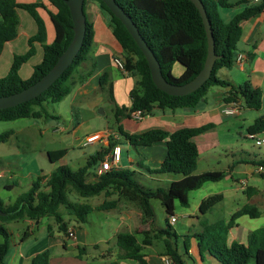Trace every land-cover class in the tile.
Masks as SVG:
<instances>
[{
  "label": "trees",
  "instance_id": "obj_1",
  "mask_svg": "<svg viewBox=\"0 0 264 264\" xmlns=\"http://www.w3.org/2000/svg\"><path fill=\"white\" fill-rule=\"evenodd\" d=\"M87 1L85 0V3ZM94 1L106 14L113 34L123 49L121 62L125 72L139 77L130 92L131 106L127 108L116 104L111 70H105L100 76V88L105 90L108 100L114 104L116 133L136 149L166 141V158L158 168L150 169L143 164L140 166L151 175L170 174L177 177L171 181L167 189H164L142 186L134 179L136 171L128 168H113L104 175L91 173L92 166L103 162L115 146H120L118 139L111 138L107 147H102L101 151L92 155L87 164L78 170L73 171L67 165L59 166L49 176H39L31 188L16 198L10 206L5 207L0 199V208L6 214L0 216V236L3 238L0 242V264H6L10 250V233L5 223L20 219L40 222L43 218H54L59 231L69 237V225L64 220L61 209L67 215L85 223L89 214L116 209L119 202L126 201L139 209L142 224L150 226L153 230L155 213L151 200H159L166 214L172 218L175 217L177 203L184 208L189 207L190 192L199 190L207 183L220 182L227 176L228 172L224 171L196 174L200 153L194 138L214 130L216 128L214 123L195 128H182L175 132L155 128L131 134L124 129L121 122L125 118H132V114L136 111H141L142 116L146 117L152 115L156 108L195 109L215 86L231 87L224 98L226 103L239 102L238 99L242 98L247 108L255 110L262 108L263 94L260 89L253 88L248 82L236 88L228 81L220 79L217 73L222 68H231L235 65L238 44L243 33L241 24L264 12V0L259 4L245 7L229 21L223 20L220 14L222 8L233 7L227 0H202L212 25L215 51L219 58L214 64L210 79L196 92L181 97L168 95L156 87L148 62L125 25L101 0ZM45 2L47 5L42 0L23 4L18 3L17 0H0V56L6 43L18 36L20 25L18 9L25 10L37 25V33L28 40L27 53L15 55L9 73L0 79V97L18 93L35 84L55 65L73 39V21L66 0H45ZM116 2L138 27L143 39L159 61L164 78L169 83L186 84L201 72L208 54V39L203 19L193 2L190 0H116ZM241 3L248 4V1ZM39 9L48 13L54 27L55 37L51 44L47 43L46 23ZM94 36V25L87 18L84 42L73 64L38 98L17 107L0 110V122L31 116L53 117L47 111L46 103L61 102L76 86L85 84L96 74L98 67L93 55ZM37 43L43 47L42 62L34 67L29 79L23 80L19 71L36 54ZM177 63L184 67V72L179 77H175L172 73L173 66ZM263 133L264 117H260L248 128V134L255 136ZM12 134V131L0 134V144L6 142ZM66 154V149H60L49 151L48 157L52 163H56ZM243 163H252L264 169V159L257 162L244 160ZM235 164L240 163L235 162ZM262 176L264 177V172ZM7 187L12 188V186ZM72 193L81 200L102 194L110 200L93 207L72 200L69 196ZM248 193L251 194L252 190H248ZM222 200V194L207 197L199 205V212L203 215L207 214ZM261 215L262 212L258 207L246 204L236 211L228 222L218 220L211 224L206 223L204 230L197 235L201 252L208 251L221 264H250L251 261H255V264H264V227L252 231L248 236L247 244L238 242L228 244L229 231L236 226L239 218L249 216L256 219ZM29 235L28 230L24 232L22 241ZM143 235L142 242H139L133 233H118L117 246L121 250L120 259L132 260L138 264H150L142 249L144 246H153L158 240L163 242L162 256L165 259H170L172 264H186L175 240L178 236L169 220L166 228H157L153 233L145 231ZM185 247L188 253V242H185ZM79 250L81 253L84 251L81 248ZM50 256V250H45L33 259L32 264H49ZM107 264L119 263L114 261Z\"/></svg>",
  "mask_w": 264,
  "mask_h": 264
},
{
  "label": "rangeland",
  "instance_id": "obj_2",
  "mask_svg": "<svg viewBox=\"0 0 264 264\" xmlns=\"http://www.w3.org/2000/svg\"><path fill=\"white\" fill-rule=\"evenodd\" d=\"M27 1L28 0H19L18 2ZM29 1L28 3H34L38 0ZM18 12L23 24H25L26 19L31 23L30 25H34V28L37 29V25L33 18L25 10L20 9ZM30 25L25 27L26 31L29 30ZM23 41L25 42L22 37V39L18 41V45ZM19 49L18 52H23L21 48ZM5 58H7V54H5L2 59ZM29 66H31V62L25 67ZM1 78L3 77H0V79ZM137 78L139 77L137 76ZM70 99L71 96L58 103H46L47 111L54 117L37 118L31 116L14 121L0 122V134L10 131L13 132L6 142L0 144V175H2V177H0V199L4 202V205L5 203L13 204L16 198L31 188L33 182L39 176H49L51 172L59 166L67 165L73 171L85 166L92 155L101 151L100 145H86L87 137L97 130H116L114 106L113 104L105 106L106 103H103V106L100 107L96 113L98 121L83 124L80 130L75 131L78 122H80L82 118H86V114L83 113V111H79L76 104L72 106L70 104ZM35 110H38V108H35ZM101 110H103V114L100 112ZM245 110L235 115L236 117L232 116L229 124L217 130V134H215L214 138L215 142L209 150H204V148H206V141L200 143L201 155L196 174L207 171L230 172L235 161L243 159L250 162H257L264 159V146L256 145L255 140L251 139L248 134L249 126H251L256 119L264 117V104L259 110L247 108ZM256 136L264 137V133ZM212 137H214V135ZM111 138L118 139L120 142L123 151V162L128 169L136 171L134 179L142 186L146 188L167 189L171 181L177 177L176 175L170 174H149L140 166V164H143L150 169L155 168L152 163L149 164L147 160L144 159L146 155H150L148 152L145 154L139 149L128 146L123 138L119 137V139L115 134H111L108 140ZM200 141L203 140H199V142ZM60 149L67 150L66 156L60 161L52 163L49 160L48 152ZM129 160H132L133 164H131ZM95 168L96 166H92L90 172H93ZM233 170L234 171L228 173L222 181L207 183L199 190L190 192L189 207L184 208L177 203L174 212V216L177 220L174 223H171L170 217L166 214L161 202L156 199L151 200V205L155 213V227H153V230L156 231L157 228H166L167 220H169L173 230L185 232L189 227V223L193 220L197 223L195 219L196 215L200 217V220L205 219L208 220L209 223L218 220L228 222L231 216L246 204L258 207L263 211V214L256 219H252L249 216H244L240 220L238 219L237 222L240 226L250 229L254 228L255 230L256 228L264 227V191H259L264 190V177L262 176L264 169L261 168L260 170H262V172L254 177L247 174V172L258 170V166L252 163L237 164ZM230 175H233V178ZM238 179L246 180L238 183ZM7 186H12V188H8ZM250 189L256 191L255 194H249L248 190ZM216 194H222L224 199L207 214H201L199 212V204L202 198H207ZM69 196L72 200L86 203L93 207L101 205L106 200H110V198H106L104 194L84 200H81L75 193ZM252 200H254V202H252ZM61 210L64 214V220L68 225L75 227V231L80 238L78 242L79 245L82 246V244H86L88 253L79 256L78 247L73 245L75 243L73 239L69 240V247L67 249L63 248L61 245V238L65 236L67 238L72 237H68L63 232L59 231L58 224L54 218H43L40 222H35L33 225H30L26 219H20L6 225L10 233L8 264L12 262V256L16 252L15 245L21 243L24 232L27 230L30 232V235L24 240L25 253L29 250V254L32 247L35 248V251L37 248L44 245L52 244L50 252L54 256V259H56L54 262L55 264L61 262L63 264L65 261L68 264H77L82 259L89 264H96L93 260L96 261L100 259L101 254L105 252L108 247H110V250L107 254L110 255L113 250L118 248L116 230H118L119 233L129 231L125 225H121V216H125L127 213L131 215L130 231L141 234L142 236H140V239L144 237L143 232L147 231V227H149L148 231L154 232L150 229V226L142 224L138 215V213H140L139 209L134 204L126 201L119 202L116 209L110 211H95L89 214L85 223L78 221L73 216L67 215L63 209ZM205 224H201L202 230H204ZM141 228L144 230L140 232ZM2 240L3 238L0 236V241ZM80 241L82 243H80ZM107 241H110V243L108 244ZM190 241L196 242L195 238L190 239ZM197 242L199 243V239H197ZM95 243L99 244L98 248L94 247ZM188 247L191 248L189 243ZM179 248H182L184 253L183 243L181 244L180 242ZM154 249L157 251L164 250L162 241H155ZM146 250L150 252L152 248ZM190 261L191 260L187 257V262Z\"/></svg>",
  "mask_w": 264,
  "mask_h": 264
},
{
  "label": "crops",
  "instance_id": "obj_3",
  "mask_svg": "<svg viewBox=\"0 0 264 264\" xmlns=\"http://www.w3.org/2000/svg\"><path fill=\"white\" fill-rule=\"evenodd\" d=\"M18 1L19 0H17V2ZM42 1L47 5L45 0ZM227 1L229 4L233 5V7L222 8L220 10L221 17L225 21H229L230 19H232L235 14L243 11L245 7L255 4L253 0H227ZM243 1H248V4L241 3ZM28 2L30 1L28 0L27 2H18V3L23 4ZM84 8L87 18L94 25L95 36H94V44H93V55L96 60L98 70L96 74L92 76L85 84L76 86L73 92L65 97V98H69L71 96L70 104L72 106L76 104L79 111H83V113L86 114V118H82V120L78 122L77 126L75 127V131L80 130L83 124H89L90 122L98 121L97 119L98 117L96 116V113L97 110L103 106V103H106L105 106L107 105L109 106L113 104L108 100L107 93L105 92V90H102L100 88V76L105 70L107 69L111 70V82L113 84L114 97L116 100V104H118L120 107L129 108L131 106L130 92L134 88L135 83L138 80L136 75L128 74L127 72L122 71L116 64V60L121 61L123 59V49L116 40L113 34V30L109 25L108 18L106 14L100 9L99 4L94 0H88L84 4ZM48 9L54 12L52 8L48 7ZM39 13L43 17L46 23L47 43L51 44L55 37L54 27L50 21L48 13L45 10L39 9ZM30 24L31 23L26 19H25V24H23L22 20L20 19L17 38L6 43L4 50L0 56V77H4L9 73L15 55L25 54L29 50L28 40L37 33V29L34 28V25H30ZM27 25L28 26L30 25L28 31L25 30V27H27ZM241 26L243 33L241 40L238 44L237 54H243L245 56V61L242 66L235 64L231 68L220 69L217 73V76L222 80L228 81L232 86L236 88L243 86L247 82L250 83L253 88H258L262 91L263 104H264V12L251 19L243 21ZM22 37L24 38L25 42L23 41L19 43L20 45L19 46L18 41L22 39ZM35 47H36V54L27 63H25L19 71V74L24 80L29 79L34 72V67L42 62L43 47L41 46V44L38 43L35 45ZM19 48H21V51L23 52H18L20 50ZM5 54H7V58L2 59ZM30 62H31V66L25 67ZM183 72H184V67L181 66L180 64L177 63L173 66L172 73L175 77L181 76ZM230 89L231 87H220V86L212 87L209 90L207 96L203 99V101H201V103L195 109L170 110V109L156 108L152 115L144 117L141 121H137L133 117L125 118L122 120L121 124L123 125L124 129L127 132L134 134V133H142L147 130L155 129V128L163 129L168 132H175L182 128H195L208 123H214L216 125V128L214 130L194 138V141L197 144L201 155L200 143L206 141V148H204V150H209L215 142L214 138H215V134H217V130L220 127L230 123L232 116H227L223 113L224 109L229 104L224 101V98L226 96V93L229 92ZM238 101L242 105V110H245L247 108L245 101L242 98H239ZM103 132L115 134V136L119 137V135L116 133V130L114 129H108V131L97 130L96 132L90 134L88 137ZM213 135L214 137H212ZM199 140H203V141L199 142ZM108 142L107 140L104 139L103 141L93 143L90 145H94V144L100 145V147L102 148V147H107ZM128 146L130 145L128 144ZM137 149H139L145 154H147V152L150 154V155H146L144 159H146L149 164L152 163L155 166L154 169L158 168L166 158V153H167L166 141L156 143L150 147L141 146L138 147ZM122 155H123V151L121 154V161L119 163V166L122 168H127V166L123 162ZM129 161L131 164H133L132 160ZM243 161L244 160L241 159L240 161H235V162L240 164H247V163H243ZM234 163L232 165L230 172L228 173H232L234 171L233 169H235L237 165V164L234 165ZM100 164L101 163H99L94 169V171L91 173H95L99 175L98 171L100 170ZM260 169L261 168L258 167V170H256L257 173L256 171H253V172H247V174L251 175L252 177L257 176L258 173L262 172V170ZM230 176L233 178V175ZM0 177H2V175H0ZM245 180L246 179H242V180L238 179L237 181L238 183H241ZM250 190H252L251 194L253 193L255 194L256 191H254L253 189ZM259 191H264V190H259ZM204 199H206V197L202 198L200 204ZM252 202H254V200H252ZM5 205L10 206L11 204L5 203ZM261 212L263 214L262 210ZM138 215L139 218L141 219V213H138ZM243 217L239 218V220L242 219ZM130 218L131 215L128 213L125 214V216H121V225H125V227L129 229L128 232L135 234L137 236L138 241L142 242L144 237L140 239V236H142L141 234L130 231L131 229ZM195 219L197 223H195L193 220L191 223H189V227L185 232L182 231L178 232L175 230L178 236V238L175 240L178 245L179 253L182 255L186 264H221L208 251L201 252L199 248V243L197 242V235L203 231L201 224H205L209 222L208 220L205 219L200 220V217L197 215ZM26 220H28V223L30 225H33L35 223L29 219ZM10 223L11 222L5 223V226ZM236 223H237L236 226L230 229L229 231L228 244L231 245L234 242L247 244L249 234L255 229L241 227L238 222ZM72 229L74 230V237L67 238L65 236L61 238V245L63 246L64 249H67L69 247L68 244L69 240L73 239L75 240L74 241L75 243L73 245L77 246L78 250L80 248L84 250L82 253L79 250V256H81L82 254L86 255V253H88L86 244H82V246L79 245L78 242L80 238L75 231V227L74 226L72 227V225L69 226V231ZM142 230L144 229L141 228L140 232ZM146 230L148 231L149 227H147ZM115 233L117 238V235L119 233L118 230H116ZM192 238H195L196 242L190 241V239ZM180 242L181 244L182 243L184 244V253H183V249L179 248ZM185 242H188L189 246L191 245V248L189 247L188 253L186 252ZM80 243L82 242L80 241ZM107 243L109 244L110 241H107ZM51 247L52 244H48L40 248H37V250L35 251H34L35 248L32 247L31 251L28 254L29 250H27V252L25 253V242L21 241L20 244L15 245L16 252L12 256V262H10V264H32L33 259L39 253L45 250H50ZM94 247L98 248L99 244L95 243ZM148 248H152V250L150 252H147L146 249ZM109 250L110 247H108L105 250V252L101 254L100 259L96 261L93 260V262H95L96 264H107L116 261L119 264H138L137 262L132 260L120 259L121 250L119 249V247L113 250L112 252L110 251L111 252L110 255L107 254ZM163 252L164 250L161 251L155 250L154 244L153 246H144L142 249V253L146 255V259L150 264H165V257L162 256ZM8 257L9 255H7L6 257V264H8ZM187 257L191 260L190 262H187ZM55 261L56 259H54V256L51 254L49 264H55L54 263ZM59 264H62V262ZM63 264H68V263H66L65 261L63 262ZM77 264H89V263L82 259ZM250 264H255V261H251Z\"/></svg>",
  "mask_w": 264,
  "mask_h": 264
},
{
  "label": "water",
  "instance_id": "obj_4",
  "mask_svg": "<svg viewBox=\"0 0 264 264\" xmlns=\"http://www.w3.org/2000/svg\"><path fill=\"white\" fill-rule=\"evenodd\" d=\"M108 9L125 25L134 41L145 56L152 80L156 87L171 96H186L199 90L211 77L214 64L219 56L215 51V39L211 22L208 18L206 8L202 0H190L197 7L203 19L207 39L208 54L201 72L190 82L182 85L169 83L163 76L161 66L155 54L143 39L138 27L134 24L131 17L124 11L116 0H101ZM66 4L70 9L73 21L74 36L67 49L59 56L55 65L40 80L30 87L8 96L0 97V110L17 107L23 103L38 98L42 93L47 91L73 64L80 49L82 48L86 28L87 17L84 11L85 0H66ZM102 114L103 110L100 111ZM6 215L0 208V216Z\"/></svg>",
  "mask_w": 264,
  "mask_h": 264
},
{
  "label": "built area",
  "instance_id": "obj_5",
  "mask_svg": "<svg viewBox=\"0 0 264 264\" xmlns=\"http://www.w3.org/2000/svg\"><path fill=\"white\" fill-rule=\"evenodd\" d=\"M262 0H253L255 4L261 3ZM245 61V56L243 54H237L236 59H235V64H238L240 66L243 65ZM116 64L118 67L125 72L123 64L120 60H116ZM242 111V105L239 102H233L228 104V106L224 109L223 113L227 116H235L237 114H240ZM132 117L137 120L141 121L144 117L142 116L141 111H136L135 113L132 114ZM111 133L108 132H103V133H98L94 134L90 137L87 138L86 145L88 144H93L97 143L100 141H103L104 139L109 141L108 139L110 138ZM251 139L255 140L256 145L258 146H264V137H257L256 135L249 136ZM121 153L122 149L121 146H115L111 152L105 157L103 162L100 164V170L99 175H104L108 171L112 170L113 168H119V163L121 161ZM176 217L170 218L171 223L176 222ZM69 237H74V231L70 230L69 231ZM165 264H172L170 259H165Z\"/></svg>",
  "mask_w": 264,
  "mask_h": 264
}]
</instances>
